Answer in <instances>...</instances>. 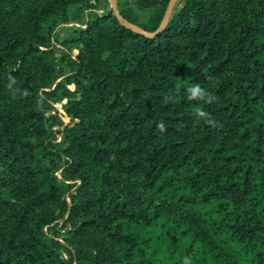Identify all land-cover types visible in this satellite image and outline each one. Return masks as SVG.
<instances>
[{"label":"trees","instance_id":"obj_1","mask_svg":"<svg viewBox=\"0 0 264 264\" xmlns=\"http://www.w3.org/2000/svg\"><path fill=\"white\" fill-rule=\"evenodd\" d=\"M132 1L0 0V264H264V0Z\"/></svg>","mask_w":264,"mask_h":264},{"label":"rangeland","instance_id":"obj_2","mask_svg":"<svg viewBox=\"0 0 264 264\" xmlns=\"http://www.w3.org/2000/svg\"><path fill=\"white\" fill-rule=\"evenodd\" d=\"M129 3H130V6L134 8V11L137 13L140 20H144L147 18L148 10L138 7L136 3L132 0ZM82 13H83L82 8L71 9L70 14H69V21L66 24L60 26L58 29L59 40L70 39L74 37L73 31L81 28L86 20V18L82 16ZM76 54H77V51L73 50L72 55H76ZM68 88L73 90L72 86H69ZM64 104H65V101H62L60 103H57L55 106L58 111V115L57 117L51 120V123L53 126L52 130L55 133H57L58 131L61 132L63 129V126L68 123V119L63 114L62 106ZM56 138H57V142H59L61 140V135L57 133ZM56 175L59 176V173H57ZM67 231H68L67 228H62L58 226L55 229V235L54 234L53 235L58 239V241H60L61 243H64L65 237H67Z\"/></svg>","mask_w":264,"mask_h":264},{"label":"water","instance_id":"obj_3","mask_svg":"<svg viewBox=\"0 0 264 264\" xmlns=\"http://www.w3.org/2000/svg\"><path fill=\"white\" fill-rule=\"evenodd\" d=\"M110 10L112 11L113 15L115 16V18L118 20V22L125 28L130 29L138 34L147 36V37H152L155 35V33H146L144 32L142 29H140L139 27L129 23L128 21H126L125 19H123L119 13L118 7H117V1L118 0H107ZM179 0H169L166 10H165V14L164 17L161 21V24L158 28V31L162 30L168 23L169 18L171 17L177 3Z\"/></svg>","mask_w":264,"mask_h":264},{"label":"clouds","instance_id":"obj_4","mask_svg":"<svg viewBox=\"0 0 264 264\" xmlns=\"http://www.w3.org/2000/svg\"><path fill=\"white\" fill-rule=\"evenodd\" d=\"M190 92V98L191 99H204L206 96L210 99V94L207 92L206 89L202 88L200 84H195L190 89H188ZM198 115H203V112H199ZM161 129L164 128V125H160ZM185 264H188L187 259L185 260Z\"/></svg>","mask_w":264,"mask_h":264}]
</instances>
